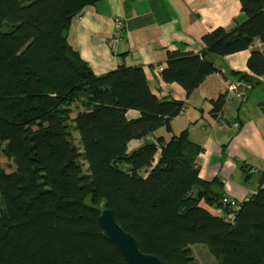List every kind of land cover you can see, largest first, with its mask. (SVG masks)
Returning <instances> with one entry per match:
<instances>
[{
    "label": "trees",
    "instance_id": "obj_1",
    "mask_svg": "<svg viewBox=\"0 0 264 264\" xmlns=\"http://www.w3.org/2000/svg\"><path fill=\"white\" fill-rule=\"evenodd\" d=\"M98 1L0 0V264H130L102 232V200L163 264H199L194 244L214 264H264V166L256 191L235 201L215 189L218 177L200 176L203 147L189 129L174 132L183 100L158 96L142 66L96 75L68 31ZM242 9L246 19L207 33L200 51L169 50L163 80L190 95L218 69L212 55L264 42V0H242ZM248 66L264 74L259 48ZM225 99H210L216 118ZM161 128L167 135L155 134ZM241 168L246 181L256 174Z\"/></svg>",
    "mask_w": 264,
    "mask_h": 264
},
{
    "label": "crops",
    "instance_id": "obj_2",
    "mask_svg": "<svg viewBox=\"0 0 264 264\" xmlns=\"http://www.w3.org/2000/svg\"><path fill=\"white\" fill-rule=\"evenodd\" d=\"M245 19L242 0H99L74 16L68 31V42L96 75L120 64L142 66L158 96L184 101V111L172 119L174 132L189 129L191 138L203 147L200 176L207 180L218 177L222 183L215 189L238 201L248 199L250 190L233 188L231 183L237 181L232 179L233 173L243 185H252L254 193L257 172L264 166V109L260 105L264 101V74L256 76L248 66L252 50L259 48L264 54V42L257 40L252 48L234 54L212 55L218 69L190 95L179 83L164 81L159 67H165L169 50L200 51L207 33L218 27L231 29ZM117 20L122 21L123 30L114 48L111 39ZM233 71L251 76L252 84L245 82L248 86L244 85L243 96L227 88L230 82L241 80ZM224 93L225 103L216 118L210 99ZM233 108L237 115L229 119ZM128 114L138 113L131 110ZM155 134L167 132L161 128ZM149 138L132 140L130 149ZM244 163L256 170L249 181L244 180Z\"/></svg>",
    "mask_w": 264,
    "mask_h": 264
},
{
    "label": "water",
    "instance_id": "obj_3",
    "mask_svg": "<svg viewBox=\"0 0 264 264\" xmlns=\"http://www.w3.org/2000/svg\"><path fill=\"white\" fill-rule=\"evenodd\" d=\"M99 224L104 236L110 240L130 264H163L155 254L144 253L136 237L126 231L114 218L113 211L102 200L99 204Z\"/></svg>",
    "mask_w": 264,
    "mask_h": 264
},
{
    "label": "rangeland",
    "instance_id": "obj_4",
    "mask_svg": "<svg viewBox=\"0 0 264 264\" xmlns=\"http://www.w3.org/2000/svg\"><path fill=\"white\" fill-rule=\"evenodd\" d=\"M73 115H75V112H73ZM236 115H237L236 108H233L232 110L229 111V115L227 116L229 119H233ZM1 161H2L4 168L7 171H10L14 168V163L12 162V160L8 159L3 153L1 154ZM232 179L233 180L237 179L236 182L231 183L233 188L240 189V190L242 189L244 191L246 190L243 187L248 188L250 190V193H247V196L251 195V193L254 190L252 185H248V186L243 185L241 181L239 180L238 174L236 172L233 173ZM252 183L253 182L251 180L250 184ZM238 198L242 199L243 197H238ZM205 247H206L205 245H201V244H194L191 246L195 261L199 264H214L215 260H213V257L208 252L207 247L206 248Z\"/></svg>",
    "mask_w": 264,
    "mask_h": 264
},
{
    "label": "built area",
    "instance_id": "obj_5",
    "mask_svg": "<svg viewBox=\"0 0 264 264\" xmlns=\"http://www.w3.org/2000/svg\"><path fill=\"white\" fill-rule=\"evenodd\" d=\"M122 30H123V23L121 20H117L116 23H115V31H114V34L112 36V39H111V43H112V46L115 48L117 42L122 38ZM160 70L163 69V66H160L159 67ZM246 84H244L242 81L240 80H237V81H233V82H230L227 86V88L230 90V91H234L236 92L239 96H243L245 95V86ZM248 86V85H246ZM232 205H236V202H232Z\"/></svg>",
    "mask_w": 264,
    "mask_h": 264
}]
</instances>
